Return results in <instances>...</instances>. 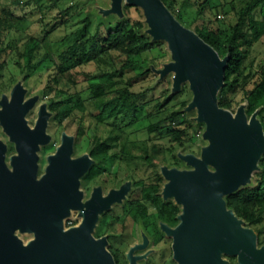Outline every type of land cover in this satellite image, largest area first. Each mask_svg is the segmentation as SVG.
I'll list each match as a JSON object with an SVG mask.
<instances>
[{
  "label": "water",
  "instance_id": "water-1",
  "mask_svg": "<svg viewBox=\"0 0 264 264\" xmlns=\"http://www.w3.org/2000/svg\"><path fill=\"white\" fill-rule=\"evenodd\" d=\"M125 4L141 10L145 24L143 32L153 42H165L169 51V59L162 62L161 67L149 64L147 69L158 75L157 82L171 74V93L179 92L187 83L191 98L181 111H195L190 118L204 125L201 134L204 144L200 146L199 155L179 150L176 154L183 162V168L159 165L167 180L162 189L164 198H174L181 206L179 223L173 228L163 225L173 238L174 260L177 264H229L226 256H230L235 257L238 264H264V242L259 244L257 230L239 217L226 200L241 188L253 185L254 173L261 169L259 162L264 154L261 107L249 115L247 101L240 103L235 111L220 106L219 93L225 86L230 55L221 57L215 47L182 23L163 0H110L108 7L93 3L91 9L99 17L122 19ZM25 91L20 78L12 94L15 96L20 92L23 96ZM35 98L28 100L18 118H2L18 151L12 157L13 164L21 170H39V152L52 143V135L48 132L52 113L47 102L41 104L34 127H30L25 119ZM74 151L75 136L63 130L54 152L46 155L43 169L46 172L38 181L37 190L42 193V199L32 200L24 206L27 226L35 227V221L43 214L50 223L58 215L54 223L58 220L61 228L62 218L71 207L77 206L78 193L74 203L65 194L71 185L69 171L74 170V189L78 192V178L96 161L89 152L74 156ZM2 239L0 264H94L87 252L44 251L43 248L50 249L53 245L39 243V232L25 245H14L16 248L13 244H3ZM141 248L139 245L134 249ZM101 264H115L104 245Z\"/></svg>",
  "mask_w": 264,
  "mask_h": 264
},
{
  "label": "trees",
  "instance_id": "trees-1",
  "mask_svg": "<svg viewBox=\"0 0 264 264\" xmlns=\"http://www.w3.org/2000/svg\"><path fill=\"white\" fill-rule=\"evenodd\" d=\"M163 1L182 23L191 27L207 43L215 47L221 57L230 55L225 70V86L219 93L220 106L231 109L234 101L232 95L241 91L242 101L248 102L249 115L261 107L259 116L264 126V62L259 63L257 72L249 70L255 58L251 54L252 49L255 45L264 43V0H240L239 8L235 5V0H230L228 12L218 4H211V0H183L181 7L192 6L194 9L189 25L186 24L182 13L175 9V0ZM13 2L19 3V0ZM130 8L141 12L138 7L125 4L124 18L118 19L115 16L103 18L95 15L90 8V14H94L99 19L98 30L91 34L89 15L83 18V25L74 33L72 40L68 38L63 40V47L57 53L58 62L54 65L56 73L47 83L50 91L55 90L56 94L65 95L61 101H53L54 119L60 121V118L68 116L74 118L77 117L76 112H81L75 144L84 132L83 125L87 117L93 119L95 126L104 124L107 127L108 137L96 139L90 148L97 165L91 170H96L102 161L118 155L119 152L125 158L143 157L149 163L158 166L169 165L166 162L170 153L174 163L169 166H178L176 147H184L190 141L187 138L190 131L196 133L203 125L190 118L193 116L192 112H183L181 108L155 122H149L146 126L149 137L156 133L161 138H167L171 142L169 147L156 150V145L153 143V150L150 153L149 141L123 138L120 141L119 152L112 150L115 141L120 137L122 127L142 121L143 117L139 115L144 109L148 111L145 117L151 118L154 111L149 109L151 107V110H154L155 105L158 104L151 105L147 109L146 106L152 100L143 102L140 95L131 90L132 79L135 81L145 79L148 73L152 72L147 69L150 63L144 58L145 54L156 49L161 53L159 54L161 59L166 56L162 52L163 41L153 42L143 32L145 27L143 20L137 19L131 23ZM218 8H222V15H229L228 23L225 22L227 20L218 17L221 12ZM67 11H59L57 14L64 16ZM26 19V16H18L9 8L0 7V68L6 64L7 56L13 51L16 56L14 64L19 68L20 77L24 79L45 60H52L47 30L50 24L46 17L42 15L36 20V23L42 26V38L24 31L21 25L27 21ZM102 25L105 26V30L101 33L99 28ZM12 33L20 34L18 41L23 38L24 41L20 44H17L18 41L6 42V38ZM87 65L93 66V70H86ZM131 72L134 75L132 73L133 77L129 78V84L121 85L120 81L124 79L125 74ZM82 81L88 83L86 98H82L79 91L70 93V90ZM160 154L163 157L162 163H158ZM259 165L261 169L254 173L253 185L241 188L227 196L226 200L228 206L233 208L239 217L257 230L259 244H262L264 242V154Z\"/></svg>",
  "mask_w": 264,
  "mask_h": 264
},
{
  "label": "flooded vegetation",
  "instance_id": "flooded-vegetation-1",
  "mask_svg": "<svg viewBox=\"0 0 264 264\" xmlns=\"http://www.w3.org/2000/svg\"><path fill=\"white\" fill-rule=\"evenodd\" d=\"M12 76L13 74L0 70L1 242L13 244V248H16L18 245H25L39 232V243L53 245L50 249L43 248L46 249L44 251L87 252L88 258H92L89 259L90 262L94 264H101L103 245L111 253L115 264H177L173 258V238L163 225L173 228L179 223L181 206L174 198H164L162 189L167 180L161 170H156L154 174L146 177L142 176L139 170H107V160L102 161L96 170H91L95 162L90 170H85L78 178V192L74 189V170H70L71 185H68L65 194L69 196V201L74 203L78 193L77 206L71 207L69 213L62 218L61 228L58 220L54 223L58 215L50 223L45 220L46 215L43 214L35 221L33 229L31 225L27 226L24 206L32 200L42 199V193L39 194L37 188L38 181L46 170H43L41 163L42 158L46 161V155L50 152L43 154V147L40 150L39 170L15 168L12 157L16 156L18 151L15 142L4 128L2 118H18L20 110L26 109L28 100L38 96L25 114V119L30 127H34L41 104L47 102V108L52 113L49 127L54 119V99H43L39 92H30L23 80L26 90L24 95L18 92L14 96L13 88L21 77ZM57 145L51 152H54ZM88 152L94 159L90 149ZM136 183H140L141 187L139 186V195L134 200ZM56 196L59 197L60 194L57 193ZM143 214L147 215L146 220ZM139 245L142 246L141 249H134ZM134 257H137L135 261ZM227 259L231 262L228 256Z\"/></svg>",
  "mask_w": 264,
  "mask_h": 264
},
{
  "label": "rangeland",
  "instance_id": "rangeland-1",
  "mask_svg": "<svg viewBox=\"0 0 264 264\" xmlns=\"http://www.w3.org/2000/svg\"><path fill=\"white\" fill-rule=\"evenodd\" d=\"M183 0H175L174 7L176 10H179L186 24H190L192 17L194 15V9L192 6L181 7V3ZM110 0H19V3L13 2V0H0L1 8H9L18 16H26L27 21L22 23V28L24 31L30 35H36L42 38V26L36 23V20L39 19L42 15H44L49 22L50 26L47 27L49 31V42L51 43V61L45 60L41 63L27 78H22L25 81V86L29 89L30 92H39L42 95L43 99H50L53 97L54 102L61 101L65 98L63 93H57L54 91H50L47 87V83L51 77L56 73L55 64L58 62L57 53L60 48L63 47V40L68 38L72 40V37L75 32L81 29L83 25V18L89 15V30L91 34H94L98 30V20L94 14H90L91 4L95 3L102 7H108ZM230 0H211V4H218L223 8L225 12L230 10V5L228 4ZM235 5L239 8L241 6L240 0H235ZM215 8V7H213ZM221 12L218 15L221 19L227 20L228 23L230 21L229 15H222ZM68 10L64 16H60L57 13L59 11ZM215 11V10H214ZM129 15L131 17V23L135 20H143V16L141 12H138L135 8H130ZM101 33L104 32L105 26H101ZM23 35V34H22ZM21 35V37H22ZM20 38V34L12 33L11 36L6 38L7 41H18ZM24 41V38L18 41L17 44H20ZM43 49H40L42 51ZM162 52L165 53V58L161 59L159 53L156 49H152L148 51L144 58H146L147 62L150 64L154 63L156 66L161 67L162 62H166L169 59V51L167 50L166 43H162ZM252 56H255L254 63L252 67H249V70L253 72H257L259 70V63L264 62V43L255 45L251 51ZM16 60V56L13 51L7 56L6 64H4L0 70L6 71L14 76H19V68L14 64ZM152 61V62H151ZM86 70H93V66L87 65L85 67ZM249 70L247 72H249ZM133 72L127 73L124 76V79L120 81V84H129V78H132ZM21 76V75H20ZM158 75L153 72H149L145 79H140L135 81L132 79L130 82L131 90L138 93L140 95L141 101L152 100L148 107L158 103L152 113L151 118H146L147 110H142L139 117H143L142 121H137L134 124H126V126L122 127V131L120 132V137L115 141V146L112 150H116L119 152L120 149V141L123 138H128L129 140H147L149 141V152L152 153V144L155 143L156 150L167 148L171 145V142L167 138H161L156 133L149 137L148 131L146 130V126L149 122H155L160 118L165 117L170 112L174 110H179L183 108L184 103H188L191 98V92L189 90L188 84H183L181 90L177 93H171V74L165 76L162 80L157 82ZM86 81L79 82L73 89L70 90V93H74L75 91L81 92L82 98H86L88 96V90ZM251 85H249L250 87ZM233 96V105L231 109L233 111L236 110L238 105L244 101L243 94L241 91L235 92ZM77 98V97H76ZM75 100V97L73 98ZM75 113V112H74ZM193 115H195V111H192ZM77 117L68 116L59 119H53L50 122V126L48 127V132L52 135V143L46 147H43V154L51 152L56 144L60 142V134L63 130L66 132L77 136V131L79 129V116L81 112H76ZM83 134L78 138L77 143L75 144L74 156L81 155L89 151V149L93 146L94 142L98 138H107L108 137V129L104 124H100L95 126L93 119L87 117L85 123L83 125ZM204 129V125L200 128L196 133L191 130L187 138L190 141L184 147H176L177 151H181L182 153H195L199 155L200 146L204 144L202 140L201 134ZM175 144V143H174ZM120 153V152H119ZM118 155L109 157L107 162L105 163V167L107 170H139V173L142 176H148L155 172L156 170H160L158 164H152L146 161L143 157H123V155ZM42 154V157L44 156ZM170 153H168V160L166 163L172 165L174 160L170 158ZM162 155L160 154L158 157V163H162ZM42 167L45 166L46 161L45 158H42ZM178 167L183 168L184 164L181 160L178 159L177 163ZM95 165L94 168H96ZM154 174V173H153ZM254 181V177H253ZM141 184H137L134 190V200L138 197V193L140 190ZM144 219L146 220L147 215L143 214ZM263 241V240H262ZM227 258V256H226ZM228 258L231 260L229 264H238L235 257Z\"/></svg>",
  "mask_w": 264,
  "mask_h": 264
}]
</instances>
